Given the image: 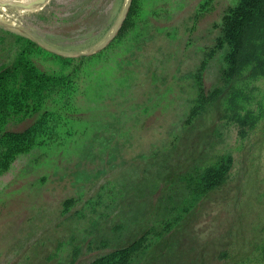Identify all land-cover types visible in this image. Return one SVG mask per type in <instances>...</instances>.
Masks as SVG:
<instances>
[{
	"label": "rangeland",
	"instance_id": "obj_1",
	"mask_svg": "<svg viewBox=\"0 0 264 264\" xmlns=\"http://www.w3.org/2000/svg\"><path fill=\"white\" fill-rule=\"evenodd\" d=\"M125 1L0 5V63L19 36L62 56L93 55L117 34ZM203 1L170 0V19L156 21L164 32L124 58L132 82L101 103L103 121L91 113L79 139L20 155L0 177V264H87L146 231L130 264H264V8L245 31L231 84L187 121L190 75L236 2L208 0L196 17ZM223 53L210 59L206 89L222 85ZM226 156L222 182L205 191V171Z\"/></svg>",
	"mask_w": 264,
	"mask_h": 264
},
{
	"label": "trees",
	"instance_id": "obj_2",
	"mask_svg": "<svg viewBox=\"0 0 264 264\" xmlns=\"http://www.w3.org/2000/svg\"><path fill=\"white\" fill-rule=\"evenodd\" d=\"M90 1L89 7L99 0ZM207 5L208 0L198 5L196 17L204 14ZM261 8H264V0H236L224 10L220 34L190 75L196 95L187 121L231 84L245 31ZM173 9L170 0H130L117 34L103 50L90 56H62L30 38L16 37L13 58L10 62L0 63V177L11 169L20 155L34 149H48L54 144L60 147L79 139L83 134L79 127L82 120L91 113L97 116L102 108L105 110L101 103L108 96L113 98L130 87L132 80L128 79V74L131 72L123 69L124 58L143 50L155 32H164L166 27L157 25L156 21L170 19ZM218 51L224 52V68L220 74L222 85L206 89L203 74ZM79 95L91 103L80 105ZM94 120L103 121L101 117ZM24 123L27 124L23 128H15ZM58 155L63 156V153ZM45 156L42 152V159ZM230 161L229 156L222 157L205 171L202 177L205 191L222 182ZM72 202L71 198L66 199L65 209ZM149 233L146 231L125 246L97 255L87 264H130L146 247Z\"/></svg>",
	"mask_w": 264,
	"mask_h": 264
},
{
	"label": "water",
	"instance_id": "obj_3",
	"mask_svg": "<svg viewBox=\"0 0 264 264\" xmlns=\"http://www.w3.org/2000/svg\"><path fill=\"white\" fill-rule=\"evenodd\" d=\"M45 1L46 0H30V1H27V2H21L19 0H2V1H0V5L1 6H5V7L20 8V9H31V8H33L35 6H38V5L42 4ZM127 10H128V7H127ZM47 50H49V49H47ZM49 51H51V50H49ZM51 52H53V51H51Z\"/></svg>",
	"mask_w": 264,
	"mask_h": 264
},
{
	"label": "bare ground",
	"instance_id": "obj_4",
	"mask_svg": "<svg viewBox=\"0 0 264 264\" xmlns=\"http://www.w3.org/2000/svg\"><path fill=\"white\" fill-rule=\"evenodd\" d=\"M47 1H49V0H47ZM46 1V2H47ZM129 1L130 0H126L125 1V7H124V9H123V14L125 13V11H126V8H127V5L129 4ZM46 2H44V3H46ZM44 3H42V4H44ZM42 4H40V5H38V6H36V7H39V6H41ZM29 10H32V8L31 9H29ZM121 22V21H120ZM120 23H117V25H115V27L111 30V32H110V34H111V36H113V34L115 33V31H116V29H117V27H118V25H119Z\"/></svg>",
	"mask_w": 264,
	"mask_h": 264
}]
</instances>
